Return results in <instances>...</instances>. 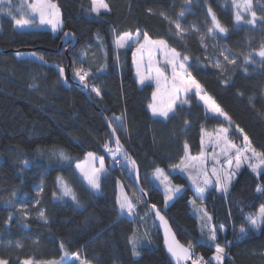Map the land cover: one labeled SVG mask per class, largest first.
Segmentation results:
<instances>
[{
    "label": "trees",
    "instance_id": "1",
    "mask_svg": "<svg viewBox=\"0 0 264 264\" xmlns=\"http://www.w3.org/2000/svg\"><path fill=\"white\" fill-rule=\"evenodd\" d=\"M52 1L63 19L58 36L18 30L13 17H22L7 15L9 6L0 4V258L8 264L27 259L38 264H173L150 209L155 205L179 241L191 247L193 259L203 257L207 264H217L213 257L218 244L225 248L222 264H264V225L252 229L245 220L264 205V192L257 191L264 188V174L257 176L245 168L227 194L209 191L203 204L211 220L202 219L191 204L196 195L187 178L172 172L182 165L185 144L187 154L191 152L189 131L199 116L184 105L174 117L155 118L150 105L156 89L152 84L141 86L136 76L137 45L117 49L114 44L116 34L141 30L188 55L187 71L231 118V138L240 143L246 134L257 151H264V60L258 55L264 46V0H253L255 25L236 22L241 0H105L110 10L99 15L92 11V0ZM213 13L227 32L205 35L202 44L200 34L212 27ZM241 13L245 20L250 18ZM170 21L180 23L183 37ZM67 32L77 38L69 54L71 44L60 50ZM27 53L43 61L19 57ZM224 55L236 63H228ZM245 57H250L249 63ZM217 60L220 67L213 63ZM79 68L88 73L83 81L75 75ZM80 85L88 89L92 101ZM92 87L99 89V97ZM114 117H122V125L117 126ZM108 124L116 128L121 145L135 160L147 201L122 151L117 157L120 168L109 167L113 157L103 149L106 144L115 149L116 143ZM61 151L67 158L59 156ZM89 153L104 157L108 167L99 194L76 171ZM34 167L57 171V180L72 184L76 200L62 198L56 189L39 194L41 182L32 176ZM157 168L183 188L171 203L165 199V184L157 182ZM120 185L135 205L132 215L120 210ZM62 209L74 211L78 219L59 220ZM41 210L45 218L39 216ZM58 222L65 232L57 235L53 224ZM210 227L216 228V241L208 238ZM133 236L139 256L133 255Z\"/></svg>",
    "mask_w": 264,
    "mask_h": 264
},
{
    "label": "snow or ice",
    "instance_id": "2",
    "mask_svg": "<svg viewBox=\"0 0 264 264\" xmlns=\"http://www.w3.org/2000/svg\"><path fill=\"white\" fill-rule=\"evenodd\" d=\"M6 0H0V4L5 3ZM235 2V0H234ZM25 5H22L24 7ZM27 7V15L29 17L38 15L39 25H51L53 31H57L62 28V22L60 20L59 9L57 6L50 2V0H32L31 3H26ZM236 8L238 9L235 15L236 22H240L244 20L245 23L250 25H255L257 22V13L253 10V0H241L240 3L236 4ZM108 11L109 5L105 2V0H92V11L97 15L100 14L101 10ZM241 10L249 13L250 18L245 20L244 16L241 13ZM209 12L211 13V9L209 8ZM9 16H12L11 9L6 13ZM23 14V13H22ZM161 15H164L161 13ZM184 11L179 13L180 17H183ZM15 24L19 28L30 27L33 24L37 23L36 20L31 18L26 19H17L13 17ZM165 19L168 17L165 16ZM174 24L177 34L183 37L184 29L181 27L180 23L175 21H170ZM191 29L197 33H199V29L196 28L195 25L190 26ZM220 33H226L227 29L220 24V22L216 19L215 14H212V27L206 30V34H200V41L203 44L205 40V35H210L214 31ZM64 36L69 40L72 39L71 34L64 33ZM141 40L143 43H141ZM129 41L133 44L138 45L136 48V53H134V63L137 64V75L140 77V83L143 84L145 77L140 72V63L143 60V53L147 51L149 53V59H152L153 52H160L163 54L165 58V65L171 67V88L168 91V102L165 107H158V105L154 102L150 105L153 116L163 117L164 119H169V113L172 114V117L175 116L176 111L188 104L187 93L195 90L194 95L198 96L199 99L203 102V105L206 107L207 111L214 114L217 117H223L225 121L229 122V125H232L231 118L220 108L218 104H216L215 100L204 94L202 86L196 81L195 78L191 76V73L187 71V63L189 61L188 55H182L175 48H170L168 43L163 40H153L149 34L145 31L137 30L134 34L132 32H124L121 34H116L114 36V44L117 49L124 48L129 46ZM206 47V45H204ZM137 54H139V59H137ZM223 55V53H221ZM82 55H86V53H82ZM259 57L264 60V46L258 52ZM37 60L43 61V57H34ZM224 60L230 64H235L236 59L234 57H230L228 55H224ZM245 63L250 62V57H245ZM213 63L220 67V62L213 61ZM150 67L156 73L154 77L157 80V84H159L161 79H167L164 77V73L160 67H156L155 64H151ZM59 73L61 76L64 74V70L59 69ZM75 75L80 78L81 81L85 80L88 76V73L83 70V68H79L75 70ZM91 91L96 93V95L100 96V91L96 87H92ZM153 100L156 101V94H153ZM117 126L122 125L123 119L122 117H114ZM241 133H243L242 129H238ZM113 134L116 132V128L112 129ZM207 137L208 143L212 144L215 148H219L220 154L223 156V162L218 158L215 151L213 152L212 159L214 161V165L211 168V171L205 167L206 157L205 153L202 151L199 156L192 157L187 154L188 145L185 144L186 156L184 160L181 161V164L185 168H192L196 171V175L192 176V183L196 187V197L197 199H193L191 201L192 206L195 208L197 212L201 214V218H207V220H211V217L208 216L206 210L197 206V200L203 201L204 193L207 191L208 187L213 183V179L215 181V185L217 189L223 192H227L231 182L242 165V163H247V166L254 172L259 174H264V151H257L251 144L248 136L243 135L242 143L237 145L232 142L228 138V128H220L217 132L213 134H209L204 132L201 138V144L205 143L204 137ZM116 148L113 150L108 144L105 147L109 152L112 153L113 157L120 155L122 148L120 146L119 138L116 137L115 140ZM61 158H67L63 151L59 153ZM89 156L92 157L93 154L89 153ZM123 158L127 160L133 169H136V164L134 160H131L127 153L123 154ZM193 161H198V166L193 163ZM25 165H27V161H24ZM77 167H81L77 165ZM179 167V166H177ZM105 171L104 169V161L103 158H99V169H94L91 175L86 174V179L88 180V184L91 188L99 190L100 188V174ZM157 178L163 177L162 182L167 181V177L163 175V170L157 168L156 169ZM202 177V179H201ZM62 184V194L64 196H71L73 200H76V196L72 191L67 187L66 184L61 181ZM42 191V189H41ZM165 191L166 196L165 199L171 200L175 193L180 192L181 189L176 186H169L165 183ZM258 192H264V188H257ZM39 203V201H37ZM121 212L126 211L129 215H132L135 209V205L132 203L130 199L127 197L119 202ZM151 208L155 210L156 217L161 221V223L165 227V235H166V244L167 250L172 254V256L176 259L177 264L180 261L192 260L193 264H205L203 257H197L193 259L192 249L191 247H185L180 245L178 241L174 239L172 236L171 239L168 237L171 235L170 229L168 228L167 221L164 219L162 215H160L159 210H156L155 205H152ZM39 216L41 218H45L44 211H39ZM11 219V217H9ZM245 220L250 225L252 229H259L262 225H264V205H262L256 213H249ZM222 227V226H221ZM240 233L244 234L246 232L245 227L241 226L239 229ZM211 241H216V228H209V237ZM130 243L132 244L133 255L139 256V252L137 251V241L135 236L130 238ZM17 247H20L18 244ZM63 247V245H61ZM225 255V248L215 245V255L213 259L217 262V264H222L223 257ZM78 258V257H77ZM0 264H8L7 260L0 258ZM23 264H38V262L33 261L32 259H27L23 262ZM81 264H85L84 261H81Z\"/></svg>",
    "mask_w": 264,
    "mask_h": 264
},
{
    "label": "rangeland",
    "instance_id": "3",
    "mask_svg": "<svg viewBox=\"0 0 264 264\" xmlns=\"http://www.w3.org/2000/svg\"><path fill=\"white\" fill-rule=\"evenodd\" d=\"M31 2H32V0H6V2L3 3L2 5H5L7 7L9 6L12 13L14 12L16 14V16L18 15V16L22 17L20 19L31 18V19H34L37 21V23L33 24L32 26L25 27V28H19L16 25V28L18 30H20V31L43 30V31H49V32L53 33L55 36H58L63 31V19H62V14H61V11H60L58 5L55 2H53L52 0H50V2L55 4L57 6V8L59 9L60 20L62 22V28L58 29L57 31H53L51 28V25H47V24L39 25L38 15H34L31 17H29L27 15L26 3H31ZM22 5H25V6L22 7ZM15 14H12V15H15ZM141 43H143L142 40H141ZM132 44L133 43L131 41H129V45H132ZM137 47H138V45L136 46V48ZM136 48H135L134 53H136ZM19 57L20 58H24V57L28 58L29 57L31 59L37 60L34 58L35 57L34 54H28V53L25 55L19 54ZM137 59H139V54H137ZM151 64H155L156 67H160L164 73V77H166L167 79L166 80L161 79L159 84H157V80L154 78L156 76V73L153 70V68L150 67ZM134 67L136 70L137 79L140 82V77L137 75V64L136 63H134ZM186 67H187V65H186ZM140 72L145 77L144 83L143 84L140 83L141 86H144L146 84H152V85H154V87L156 89V93H155L156 94V101H153V103L155 102L158 105V107H165L167 105V102L169 99L167 93L171 88V67L165 65V58H164L163 54L160 52H153L152 53V59L150 60L149 59V53L147 51H145L143 53V60L140 63ZM194 92H195V90L193 89L192 91L187 93L186 98L188 99V104L185 105V106H192L194 116H196V115L199 116L197 124L195 126H193L189 131L188 144H189V147L191 150L189 155L192 157H196V156H199L200 153L203 151L205 153V157H206L205 167L210 172L211 168L214 165V161L212 159L213 152L215 151V153L217 154V156L221 160V162H223L224 158L220 154L219 148H215L212 144L208 143V139L206 136L204 137L205 143L203 145L201 144V138H202V135L204 132H207L209 134H213V133L217 132L220 128H228V138L232 142L236 143L237 145L241 144L242 142L237 143L234 138H231L230 133H232L233 129L229 125V122L225 121L223 119V117H217L214 114L208 112L206 107L203 105V102L199 99V97L194 95ZM170 115H171V113H169V116ZM154 117L164 119L163 117H159V116H154ZM216 121H222V123H224V124H222V126L216 125V123H215ZM103 150L108 152L107 148H104ZM110 154L112 155L111 152H110ZM119 156H121V154L116 156V157H113V155H112L113 159H117V157H119ZM99 158H103L104 169H105V171L100 174L99 183L101 184L102 178L108 174V167H107L106 160L104 159V157L98 156L96 154H93V156L90 157L89 154H87L85 160L83 162L77 164V165H80L81 167L78 168L76 165V171H77L79 177L90 188H91V186L88 184V180L85 177H86V174L91 175L94 169H99ZM193 163L196 164L197 166L199 164L198 161H193ZM112 166H113V163H111L109 167H112ZM245 168L250 169L247 166V163H242L240 169L238 171H236V174H235L227 192H223V191L218 190L217 186L215 185V181L213 179V183L208 187L207 191L204 193V199L206 198L208 192L212 191V190H216L220 194H227L230 191L232 184L237 179L238 174ZM172 172L173 173H181L183 176H185L189 182V185L192 187V189L196 195V187L192 183V176L196 175V171L194 169L185 168L183 165H180L178 167V169H176V171H172ZM56 173H57V171L52 172V173H48L42 168H38V167L33 168L32 176L41 182V186H40V189L38 192L39 194L49 195L51 190L56 189L58 191V193H60V196H62V198L66 197L62 194L61 179H58V180L56 179ZM254 174L257 176L260 175V174L258 175L257 173H254ZM164 176H166V175H164ZM166 177H167L166 182H162L163 177H160V178L156 177L157 182L163 183V185L165 183H167L170 187L174 186L171 183L170 178L168 176H166ZM201 179H202V177H201ZM56 181H57V184H56ZM63 183L66 184V182H64V181H63ZM66 185L72 191V189L70 188V187H72V184H70V185L66 184ZM176 187H179V186H176ZM179 188L181 189V191L175 193V195L173 196V198L171 200H167V203H171L174 200V198L182 192L183 188L182 187H179ZM41 189H42V191H41ZM91 189L94 192H96L97 194L100 193V188H99V190H96L93 188H91ZM126 197L128 199H130L128 193L124 189V186L120 185V187H119V202L121 200L125 199ZM196 199H197V197H196ZM204 199H203V201L197 200V206L206 210L205 206L203 204ZM124 212H126V211H124ZM208 216H210V215H208ZM62 218L78 219V215L74 211L66 212V209H62V210H60V213H59V220H61ZM53 231L55 232V234L58 235L62 232H65V227L60 222H58V223L53 224Z\"/></svg>",
    "mask_w": 264,
    "mask_h": 264
},
{
    "label": "water",
    "instance_id": "4",
    "mask_svg": "<svg viewBox=\"0 0 264 264\" xmlns=\"http://www.w3.org/2000/svg\"><path fill=\"white\" fill-rule=\"evenodd\" d=\"M67 33H69V32H67ZM69 34H71V36H72V39H71V40H69L68 38H66V37L63 35L62 38H61V41H60V45H61L60 50L63 49V48H65V47H68V46L71 44V45L68 47L67 51H66L67 54H69L70 50L74 49L75 46H76V44H77V38L75 37V35H73L72 33H69ZM80 90H81L84 94H86V96L89 98V100L92 101L91 96H90V93H89L88 89H87L85 86L80 85ZM108 127H109V128L111 129V131H112V128H111V126H110L109 124H108ZM112 133H113V132H112ZM113 135H114L115 140H116V137H117L116 133L113 134ZM120 146H121V148H122V152H123V154H124V153H127L128 157H129L131 160H134V159L129 155V153L124 149V147L121 145V143H120ZM134 161H135V160H134ZM135 164H136V162H135ZM135 173H136V178H137V185H138V188H139V190H140V192H141V195H142L143 199L147 201V196L142 192L141 187H140V174H139V168H138L137 164H136ZM155 208H156V207H155ZM150 209H151V211L153 212V214L155 215V210H153V209L151 208V206H150ZM156 210H159V209L156 208ZM159 212H160V215H162V216L164 217V219L167 221L168 228L170 229V233H171V235L168 237V239H171L172 236H174V239H175L176 241H178L180 245H183V244L179 241V239L177 238V235H176V233H175V231H174V229H173V227H172L170 221H169V220L167 219V217L165 216L164 212L161 211V210H159ZM155 221H156L157 229H158V231L160 232L161 237H162V239H163V247H164L165 251L167 252L168 256L170 257L172 263H173V264H177L176 259H175V258L172 256V254L167 250V244H166V242H165V241H166V235H165V227H164V225H163V224L161 223V221L156 217V215H155ZM183 246H184V245H183ZM192 254H193V253H192ZM179 264H193V262H192V260H187V261H180Z\"/></svg>",
    "mask_w": 264,
    "mask_h": 264
},
{
    "label": "built area",
    "instance_id": "5",
    "mask_svg": "<svg viewBox=\"0 0 264 264\" xmlns=\"http://www.w3.org/2000/svg\"><path fill=\"white\" fill-rule=\"evenodd\" d=\"M111 163H113V166L111 167L112 171L119 169L120 166L122 165V162L120 159H112L111 158ZM226 257H228V256H226ZM205 264H207V263L205 262Z\"/></svg>",
    "mask_w": 264,
    "mask_h": 264
},
{
    "label": "crops",
    "instance_id": "6",
    "mask_svg": "<svg viewBox=\"0 0 264 264\" xmlns=\"http://www.w3.org/2000/svg\"><path fill=\"white\" fill-rule=\"evenodd\" d=\"M125 213H127V212H125Z\"/></svg>",
    "mask_w": 264,
    "mask_h": 264
}]
</instances>
